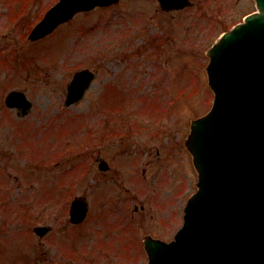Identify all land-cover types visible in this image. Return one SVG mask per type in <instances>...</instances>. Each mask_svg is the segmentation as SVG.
<instances>
[{
    "label": "rangeland",
    "instance_id": "obj_1",
    "mask_svg": "<svg viewBox=\"0 0 264 264\" xmlns=\"http://www.w3.org/2000/svg\"><path fill=\"white\" fill-rule=\"evenodd\" d=\"M57 1L0 0V264H146L145 238L173 239L197 189L186 140L214 99L206 51L255 0L166 12L121 0L31 41ZM86 67L96 79L68 106L67 85ZM11 89L32 102L25 115L6 107ZM78 195L89 212L74 225ZM42 224L52 230L39 237Z\"/></svg>",
    "mask_w": 264,
    "mask_h": 264
},
{
    "label": "water",
    "instance_id": "obj_2",
    "mask_svg": "<svg viewBox=\"0 0 264 264\" xmlns=\"http://www.w3.org/2000/svg\"><path fill=\"white\" fill-rule=\"evenodd\" d=\"M119 0H60L30 37L52 32L75 13ZM162 8H184L190 0H159ZM257 11L225 32L208 51L209 84L215 92L212 109L192 123L187 147L199 171L197 192L185 207L183 226L174 239L148 236L147 264H264V0ZM95 73L83 69L68 86L66 104L80 100ZM18 101V102H17ZM29 106L11 92L10 106ZM106 161L100 168L108 169ZM88 202L78 196L71 221L82 222ZM43 236L50 227L37 226Z\"/></svg>",
    "mask_w": 264,
    "mask_h": 264
},
{
    "label": "flooded vegetation",
    "instance_id": "obj_3",
    "mask_svg": "<svg viewBox=\"0 0 264 264\" xmlns=\"http://www.w3.org/2000/svg\"><path fill=\"white\" fill-rule=\"evenodd\" d=\"M162 11V10H161ZM164 12V11H163ZM166 12V11H165ZM5 102H6V107H9L8 105H7V100H5ZM18 102V101H17ZM18 104V106L19 107H11V108H16V110H17V114L18 115H21V114H23V112H24V104L20 101L19 103H17ZM10 108V107H9ZM5 222V221H4ZM4 222H2V221H0V249L3 247V244H2V240H3V237H4V235H6V236H8V233H9V230H8V227H2V224L4 223ZM3 236V237H2ZM2 237V238H1ZM4 248V247H3ZM8 262H10V263H8ZM20 262V259L19 258H17V256L14 258H12V259H10V261H6L5 262V264H18Z\"/></svg>",
    "mask_w": 264,
    "mask_h": 264
}]
</instances>
